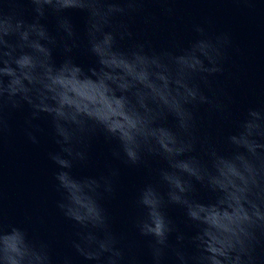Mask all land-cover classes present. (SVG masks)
<instances>
[{
  "label": "clouds",
  "instance_id": "1",
  "mask_svg": "<svg viewBox=\"0 0 264 264\" xmlns=\"http://www.w3.org/2000/svg\"><path fill=\"white\" fill-rule=\"evenodd\" d=\"M147 0H2L0 2V137L7 128L6 111L30 109L32 121L51 118L59 151L49 153L62 198L57 208L77 226L72 248L94 264H124L121 237L111 228L102 201L115 194L118 170L99 177L73 174L89 160L91 141L103 134L115 141L112 155L133 167H149V158L163 162L158 179L145 183L135 198L141 215L135 220L140 236L148 238L152 264H257V246L264 248V109L249 108L238 131L226 137L222 152L199 135L196 112L201 106L225 113L227 105L201 88L223 72L227 34H199L179 53L149 50L136 38L126 18L142 13ZM168 3L170 0H154ZM31 6V20L18 5ZM87 12V50L96 66L85 71L69 55L80 37L67 10ZM172 8L166 9L171 15ZM56 18L54 35L42 20ZM155 19V18H153ZM59 37V38H58ZM130 41L127 48L121 42ZM65 58L58 66L54 49ZM89 85L88 95L79 91ZM169 117L174 120L168 126ZM203 153V154H201ZM196 184L215 193L202 203ZM165 189L162 191L161 189ZM179 206L195 226L193 235L178 231L166 208ZM175 234V243L170 236ZM0 264H72L68 256L53 259L49 244L32 238L20 226L6 224L0 214Z\"/></svg>",
  "mask_w": 264,
  "mask_h": 264
}]
</instances>
